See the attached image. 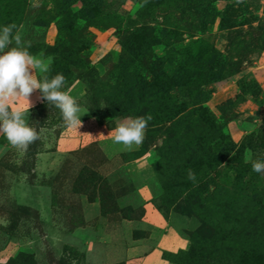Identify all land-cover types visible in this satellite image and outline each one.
<instances>
[{
	"label": "rangeland",
	"instance_id": "374dc122",
	"mask_svg": "<svg viewBox=\"0 0 264 264\" xmlns=\"http://www.w3.org/2000/svg\"><path fill=\"white\" fill-rule=\"evenodd\" d=\"M7 24L87 112L68 127L36 90L40 138L0 135V264H126L137 243L162 263L264 264V174L246 162L264 157V0H0ZM136 116L124 150L107 134Z\"/></svg>",
	"mask_w": 264,
	"mask_h": 264
},
{
	"label": "clouds",
	"instance_id": "9594fccd",
	"mask_svg": "<svg viewBox=\"0 0 264 264\" xmlns=\"http://www.w3.org/2000/svg\"><path fill=\"white\" fill-rule=\"evenodd\" d=\"M16 25H0V135L18 149H26L40 138L38 131L29 122V97L39 90L40 98L60 110L63 122L68 127L79 128L81 116L87 112L65 90L66 79L63 73L44 76L47 65L44 61L24 47L19 34L14 32ZM20 103H17V102ZM151 116H136L115 123L107 134L115 144L124 150L142 144L145 129ZM251 169L264 174V157L250 159ZM188 179L196 182L195 173L188 171Z\"/></svg>",
	"mask_w": 264,
	"mask_h": 264
},
{
	"label": "crops",
	"instance_id": "0c3cea01",
	"mask_svg": "<svg viewBox=\"0 0 264 264\" xmlns=\"http://www.w3.org/2000/svg\"><path fill=\"white\" fill-rule=\"evenodd\" d=\"M38 99H39V96L35 90L29 97L30 104L31 105L36 104V101ZM17 103H20V102L18 101ZM71 144H73L72 140H68V142H63V146L59 148V151H64L63 148ZM147 193H148L147 188L141 189V194L143 195L145 199H148ZM83 212L86 216H89L91 213L93 214L99 213V208H97L95 203H86V204H83ZM158 251H159L158 247H155L154 249L150 251V250H147L145 243H137L134 246L128 247L125 250V254H127L126 264H169V263L159 262L160 260L157 256Z\"/></svg>",
	"mask_w": 264,
	"mask_h": 264
}]
</instances>
